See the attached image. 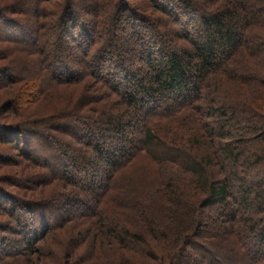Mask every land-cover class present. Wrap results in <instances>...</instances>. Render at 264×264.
<instances>
[{"label": "trees", "instance_id": "1", "mask_svg": "<svg viewBox=\"0 0 264 264\" xmlns=\"http://www.w3.org/2000/svg\"><path fill=\"white\" fill-rule=\"evenodd\" d=\"M0 44L10 49L0 55L7 60L0 89L18 83L22 69L32 70L22 92L14 87L8 94L15 99L1 103L2 113L15 118L0 123V136L28 159L41 157L58 189L34 197L0 184V206L19 234L0 235V264L29 263L25 255L40 253L35 244L69 219L88 216L99 230L106 226L105 204L129 201L125 192L113 193L118 175L141 154L187 172L198 208L190 217L180 190L164 184L163 196L175 205L165 217L172 233L148 219L144 232L109 222L102 233L117 244L114 264H264V0H16L0 6ZM27 108L39 110V122L51 130L23 119ZM180 120L197 124L195 133L160 134V122ZM56 131L77 137L85 150L62 145L52 138ZM190 136L210 144L223 139L220 156L198 158L188 148ZM51 148L56 153L43 152ZM213 159L220 178L206 174L207 165H217ZM6 182L20 184L16 177ZM215 206L217 216H199ZM227 210L229 220H242L229 247L221 242L230 227L218 225ZM209 220L216 230L208 229ZM203 246L228 250L205 257ZM102 256L88 249L82 261L101 264Z\"/></svg>", "mask_w": 264, "mask_h": 264}, {"label": "rangeland", "instance_id": "2", "mask_svg": "<svg viewBox=\"0 0 264 264\" xmlns=\"http://www.w3.org/2000/svg\"><path fill=\"white\" fill-rule=\"evenodd\" d=\"M11 1L16 0H0V6H5L6 3H10ZM29 1V0H25ZM127 2L131 3H140L144 0H126ZM32 6L29 5L28 12L31 13ZM10 8V7H8ZM8 9H2L1 12L8 13ZM12 15V14H10ZM20 15V14H19ZM28 17V14L27 16ZM122 30H117V34H121ZM120 43L126 44V42L119 41ZM0 55L2 56L4 53L9 52L10 49L6 50L2 45L0 44ZM15 51V50H14ZM126 51V50H125ZM20 53V51H18ZM17 51L13 55H16ZM21 54V53H20ZM127 54V52H126ZM33 56V54L31 53ZM132 55L127 54L126 57L131 59ZM6 59H0L1 63H6ZM138 61H135V66H138ZM23 72L17 73V75H21L22 78L17 79L18 83H13V87L9 86L8 89L1 88L0 89V123H3L5 121H8L9 119H14L15 113L8 115L6 113H2L1 103L6 100L15 99L12 97V95L8 94L10 90H13L14 87H19L23 85V83L26 81L27 78H30V75L32 74V70L30 68H24L22 69ZM35 71V70H34ZM14 82V81H13ZM23 87V86H22ZM18 89V90H19ZM20 92L21 89H20ZM18 105L20 106V102H17L16 107L18 108ZM42 107V106H41ZM30 113L28 114V110H24L23 116L30 121H36L39 124H42L40 121V118L37 116V113H39V110L37 109H31L27 108ZM34 110V111H33ZM18 119H22V117L19 116ZM38 120V121H37ZM49 122L51 120H48ZM42 127L45 128L47 131H50L49 127L47 128L45 124H42ZM198 125L193 122L183 123L180 120V123L177 121H163L160 122L157 128L160 130V134H167L169 136V132L171 130L176 129H182L183 131H186V133L191 134L195 133V128H197ZM60 131V130H59ZM56 134L52 138L59 139V142L64 145L67 144L70 148L71 145H73L76 148L77 153H82L85 150L84 145H82L80 139H77V137H72L69 135H66V133L63 134ZM83 139V138H82ZM193 139V136H190V140ZM189 140V141H190ZM188 141V143H189ZM221 141H224L223 139L215 138L214 144H210V141L206 137H199L197 140L193 139V143L188 146L198 158L202 156H208L205 153L213 152L216 153V155L219 157V143ZM210 144V145H209ZM44 153H56L55 148L49 149V151H43ZM31 157V156H30ZM36 162L32 161V159H28L27 156H23L19 153L18 149L15 145H7L5 142H3V138L0 136V184L2 186L7 187L11 189L14 192L19 193V195H22L23 193H27L29 196L34 197H46L50 196L52 191L56 192L58 189H55V180H52L53 177L51 173L44 167V165L40 164L43 162V159L41 157L36 158ZM215 159V158H214ZM213 159V163L217 165H207L206 166V174L208 177L213 178H220L222 171L219 167V161H216ZM102 167V165H101ZM54 172L59 173L57 170ZM8 177H16L17 181L20 184H16L15 186L8 184ZM119 182L115 183V189L113 193L121 192L122 194L125 192L126 197L129 198V201L125 202H118L116 201H109V203L105 204V210L108 213H104L102 218L103 225L102 228L99 227L100 225L94 226V220L95 218L90 217H79V218H72L69 219L65 224L64 227L54 229L53 231H49V238L46 240H41L40 242H37L38 247H40L41 252L40 253H34L32 255H25L29 258V263L27 264H64L67 263V253L69 252V247L75 246V244L78 246L75 257H73V260H69L70 264L75 262L77 258L78 264L82 263V258L86 257V252H88V249H93L95 252L103 253V258H101L102 263L104 264H114V258L113 255L117 244L112 239L108 238L107 236L103 235L105 233V230L108 229L107 227L110 223L118 222L125 225L129 231H135V232H144V224L143 221L145 219L151 220L155 223L157 227H159L161 230L169 231L172 233V229L169 227V223L166 222V211L169 210L171 207L175 208V205L172 204L171 199H167V197L163 196L165 195V190L162 186L164 184H168L170 190L172 191H178L181 193L182 198V206H187L188 208V214L190 217H195L194 208H198L197 205V197H195V190L194 185L190 187L188 185V182H190V175L179 168L178 165L170 164V163H153L151 161V158L147 154H141L138 157H136L119 175ZM182 177V180L186 178V181L181 184L180 187V178ZM192 181V180H191ZM69 188L67 187L65 191H67ZM63 191V189H61ZM131 200V201H130ZM123 201H125L123 199ZM137 202V203H133ZM118 202V203H116ZM123 203V204H122ZM122 204V205H121ZM140 204V205H138ZM190 207H188L189 205ZM66 206V205H65ZM141 208V210H140ZM221 207L215 206L214 208L210 207L208 209H205V211L200 210L199 216L202 213H209L211 217L217 216L216 214L219 213ZM143 212V216L139 215L140 212ZM198 211V210H197ZM6 211L4 208L0 206V224L4 225V229H0V235L5 236L6 238L10 239H17L19 237V234L13 233L11 230V227H14V223L8 216H6ZM104 212V211H103ZM109 214V216H108ZM229 211H226L225 215H222L220 221L218 222V225L225 224L230 227V231L226 234L225 239L221 242L224 244V246L229 247L232 246V243H235L236 235L242 232V220L239 215H237L235 218L228 219ZM66 215V212L63 213V216ZM256 214L254 213L253 216ZM106 216V218L104 217ZM256 217V216H255ZM94 219V220H92ZM98 220V219H97ZM184 222V221H183ZM221 222V223H220ZM51 224L55 223V220H51ZM186 223V221H185ZM208 223V229L210 230H216L218 227L217 224H212L211 220L207 221ZM97 227V228H96ZM220 227V226H219ZM13 229V228H12ZM207 229V228H205ZM103 232V233H102ZM76 240V241H75ZM203 245H206L205 242H202ZM236 245V244H235ZM223 246V247H224ZM205 249L202 250L201 253L208 254L205 255V257H213V255H219L223 254V251L225 252L228 250L227 248H221L216 249L214 247L210 248L208 246H203ZM19 249L22 250V244L19 246ZM10 251H14L13 249H9ZM112 253V254H111ZM215 253V254H214ZM213 254V255H212ZM196 257L199 259H202V254L195 253ZM66 259V262L64 261ZM101 263V264H102ZM203 264H207L206 262H203Z\"/></svg>", "mask_w": 264, "mask_h": 264}]
</instances>
